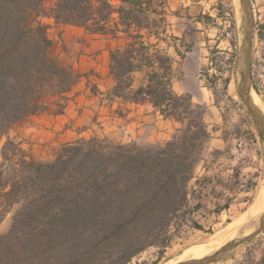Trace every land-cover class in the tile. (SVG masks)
<instances>
[{
    "label": "trees",
    "instance_id": "obj_1",
    "mask_svg": "<svg viewBox=\"0 0 264 264\" xmlns=\"http://www.w3.org/2000/svg\"><path fill=\"white\" fill-rule=\"evenodd\" d=\"M165 5L166 0H0V135L48 110L39 103L42 84L51 88L58 78L61 93L72 86L67 69L49 56V25L37 22L39 17L93 34H126V47L111 53L112 96L149 101L181 124L164 145L81 141L64 145L47 163L8 139L0 162V222L15 211L10 231L0 235V264H129L152 247L164 253L201 208H192V182L212 138L206 107L173 90V58L144 41V30L159 36ZM137 72H146V85L134 88Z\"/></svg>",
    "mask_w": 264,
    "mask_h": 264
},
{
    "label": "rangeland",
    "instance_id": "obj_2",
    "mask_svg": "<svg viewBox=\"0 0 264 264\" xmlns=\"http://www.w3.org/2000/svg\"><path fill=\"white\" fill-rule=\"evenodd\" d=\"M213 9H215L213 13L216 14L215 22L222 23L220 34L225 30L227 38L224 41H217L215 37L212 43L202 47L209 60L199 69L201 85L197 94L206 101V104L193 102L206 107L204 122L212 137L218 131L224 143L220 150L209 152L208 142L196 167V179L192 182V187L196 191L192 208L199 203L201 210L190 216L180 234L174 238L164 253L161 254L160 249L152 247L135 257L129 264H168L176 261L188 248L209 241L217 232L225 229L249 209L258 195L260 183L264 178V142L239 91L238 53L242 40L240 9L236 0H218L215 6H210L211 12ZM36 21L49 25L48 36L51 41H87L86 31L83 28H73L65 34L54 19L39 17ZM189 25V34L196 36L197 29ZM256 30L253 41L252 92L258 96L264 106V33L259 21ZM63 51L67 57H73L79 49L76 43L71 42L63 44ZM67 71L68 81L73 85L81 74H76L70 69ZM69 83L66 87H69ZM61 87L58 78L54 79L51 88L45 83L42 84L43 96L39 103L47 106L48 110L28 117L12 126L7 134L0 135V162L3 160V146L8 139L22 143L23 149L35 160L45 163L54 161L59 150L69 143L96 140L104 142L105 145H119L120 142L114 139L113 114L107 116L97 113L94 119L95 129L91 125L77 126L75 129L81 135L73 138L72 134L71 139L65 135V131L73 130V125L67 126L62 131H56L51 127L52 122L48 121L49 115L63 113L62 106L69 99L59 92ZM95 89V86L91 88L92 91ZM210 108L214 111L209 118L212 120L211 123L205 119ZM82 110L75 111V115H81ZM114 113L118 116L116 131L119 133L120 120L122 118L127 121L125 119L127 115L121 109H117ZM210 170L213 173L208 175L207 172ZM213 180L221 183L220 189H214L213 192L225 196L221 204L216 203L212 209V213L215 214L224 211L220 220L214 218L210 220L209 212L199 200L200 188L209 186ZM14 211L15 209L0 222V235L10 231ZM199 221L202 222L200 225L203 230L195 227ZM213 264H264V230L252 241L236 248L226 258Z\"/></svg>",
    "mask_w": 264,
    "mask_h": 264
},
{
    "label": "crops",
    "instance_id": "obj_3",
    "mask_svg": "<svg viewBox=\"0 0 264 264\" xmlns=\"http://www.w3.org/2000/svg\"><path fill=\"white\" fill-rule=\"evenodd\" d=\"M218 0H166L165 22L159 30V36H149L146 30L144 41H149L154 48L163 53H167L173 58V90L179 95H193V101L206 104L200 97L199 92L201 80L199 69L208 62L207 53L202 49L208 46L217 38V41L226 39V31L220 34L222 23L215 22L216 14L210 11V6H215ZM119 4V2H116ZM254 14L255 29L253 41L256 35L258 21L263 26L264 33V0H250ZM118 20V16L115 15ZM53 20V19H52ZM196 21V23H194ZM197 29L196 36L189 34L190 25ZM61 30L68 34L70 29H80L72 25H57ZM82 29V28H81ZM84 29V28H83ZM86 31L87 41H52L49 56L57 63L67 69L80 73L77 81L62 95L66 96L67 102L64 105L63 113H52L48 121L56 131H62L67 126L73 125V130H66L65 135L71 139L81 134L77 133V126L91 125L95 129L94 119L97 113L107 116L113 114L114 120V139L119 144H135L140 147L153 145H164L173 138L181 124L174 119L164 118L160 112L149 101L144 103H128L114 98L112 92L116 86V80L111 74V53L116 50L124 49L128 43L126 34L120 32L117 36L112 34H93ZM76 43L79 51L73 57H67L63 51V44ZM190 50L186 52V47ZM179 51L185 54L181 58ZM252 67H253V47H252ZM252 69V68H251ZM87 74V75H85ZM253 75V73H252ZM134 88L146 85V72L133 74ZM95 86V91L91 88ZM55 97V95H54ZM81 115H75V111L81 110ZM121 109L126 113L127 121L121 118L118 130V116L114 113ZM214 111L210 108L206 121L212 122L211 118ZM212 126H214L212 124ZM70 129V128H69ZM76 131V132H75ZM92 131V130H91ZM124 131V132H123ZM209 143L207 150L213 152L220 150L224 143L218 131L215 132ZM212 170L207 174L211 175ZM220 184L213 180L209 186L201 187L200 201L204 208L209 212L210 220H220L224 211L212 213L213 205L221 204L225 196L219 195L213 190H219ZM201 210V209H199ZM198 213V212H197ZM213 216V217H212ZM207 218H204V220ZM199 224H202L199 221Z\"/></svg>",
    "mask_w": 264,
    "mask_h": 264
},
{
    "label": "water",
    "instance_id": "obj_4",
    "mask_svg": "<svg viewBox=\"0 0 264 264\" xmlns=\"http://www.w3.org/2000/svg\"><path fill=\"white\" fill-rule=\"evenodd\" d=\"M239 9L241 14V28H242V40L238 53V72L239 79V91L244 100L246 107L252 115L257 128L259 130L262 141L264 142V115L260 108L252 100V47H253V34L255 29V20L253 10L250 4V0H239ZM264 230V214L257 221L256 230L249 234L240 236L231 240L225 246L214 252L208 257L203 259H193L189 261L180 262L178 264H213L226 258L236 248L249 243L256 236H258Z\"/></svg>",
    "mask_w": 264,
    "mask_h": 264
},
{
    "label": "bare ground",
    "instance_id": "obj_5",
    "mask_svg": "<svg viewBox=\"0 0 264 264\" xmlns=\"http://www.w3.org/2000/svg\"><path fill=\"white\" fill-rule=\"evenodd\" d=\"M239 8V0H236ZM240 18V17H239ZM253 102L260 108L264 115V106L261 100L252 92ZM264 212V178L259 187L258 195L254 203L249 209L238 219L231 222L225 229L217 232L209 241L188 248L176 260L168 264H178L180 262L189 261L193 259H203L210 256L231 240L240 236L242 233L248 235L253 233L257 228V221ZM209 254V255H207Z\"/></svg>",
    "mask_w": 264,
    "mask_h": 264
}]
</instances>
